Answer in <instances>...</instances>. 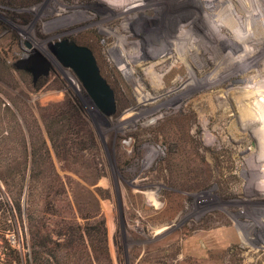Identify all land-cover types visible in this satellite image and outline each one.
I'll use <instances>...</instances> for the list:
<instances>
[{"label":"rangeland","instance_id":"374dc122","mask_svg":"<svg viewBox=\"0 0 264 264\" xmlns=\"http://www.w3.org/2000/svg\"><path fill=\"white\" fill-rule=\"evenodd\" d=\"M147 4L157 10L129 27L130 41L144 43L143 70L173 57L161 41L188 27L215 53L187 58L194 75L186 65L163 66L160 91L137 63L129 66L133 77L118 66L116 40L108 43L98 24L109 18L113 32L123 22L114 24L118 12L102 1L0 0V264H33L35 255L39 264H264V161L250 174L258 142L232 135L236 109L222 115L231 93L247 99L254 85L264 87V39L252 70L240 71L225 44L206 35V1ZM216 14L221 26L227 9ZM234 25L245 28L239 19ZM63 42L93 52L115 93L113 116L58 60L53 50ZM37 56L50 71L35 82ZM144 93L155 104H145Z\"/></svg>","mask_w":264,"mask_h":264},{"label":"bare ground","instance_id":"6f19581e","mask_svg":"<svg viewBox=\"0 0 264 264\" xmlns=\"http://www.w3.org/2000/svg\"><path fill=\"white\" fill-rule=\"evenodd\" d=\"M100 1H102L104 4H106L108 7H110L114 11L118 12L117 14H115L116 18L113 19L114 24H116V22H118V21L123 22L121 27L118 28L117 30H114L113 32L110 31L111 28H110V30L106 29L107 26L105 25V22L110 21L109 18H104V19L100 20V23L98 22L100 30L107 35V40H108L107 42L110 43L113 40H116V45L112 48L111 47H109V48H111L110 51L116 53L117 57H115V58L117 59L116 62L118 64V66H119V63H124V66L126 67L125 72L126 73L128 72V74H130L133 77L134 71L132 69H130L129 66L131 63L132 64L137 63L135 65V71L143 72V73L145 72V76H146L145 79L148 80L149 85L152 88V90L154 89L155 91H160L162 89L163 79L159 73L161 71H164V70H162V67L165 66V68H166V66L168 65L169 62L170 63L173 62V64H171L170 72L173 71L174 69L182 70L183 65H186V67H187L186 69L190 70L191 74H193L192 73L193 71L191 69H189V67L187 66V63L190 62V61L189 62L187 61V58H189V57L191 58V55H193L195 53L201 54L200 51L202 52L203 50L205 52L207 51L208 53H210L212 55H215L214 48L212 46H210L208 41L205 40L204 36L197 35L195 32H193V30L191 28L185 27L186 29L182 28V29H184L183 32H181L180 36L176 37L174 40H170L167 37H164L162 39L163 41H161L163 45L170 46V48L173 47L174 56L173 57L165 56V57L161 58L156 63H150L149 62V64H148L149 67L147 69L143 70L142 67L146 64L141 63L142 58L140 56L142 54H145L144 47H143L144 43H142L141 41H138V40L130 41V39H135V38H134V34H132V32L129 31V27L131 25L132 20L139 19L142 14H148L150 11H152V10L156 11L157 9H155V7L153 8L151 5L147 4V0H100ZM178 1H180V0H178ZM183 1H187V0H183ZM188 1H190V0H188ZM201 1H206L207 4L209 5V8L211 9L210 13L202 15V19L208 21L210 24V27H211L210 32L208 31L206 33V35L207 36L211 35L212 37H215L218 40L220 39L219 41H221V44L222 45L225 44L230 57H232L233 59H236V62L239 63V64H237V65H239V70L241 69L242 71L250 72V70H252L251 68L246 69V67H248V65H250L249 60L251 59V57L253 55L257 56V55H260L261 52H263V49L261 48L260 43H261V40L264 39V30H261L260 28H258V26L262 22H264V0H201ZM59 2H61V1H59ZM65 9L61 10V11L59 10L58 12L64 13ZM204 9H207V6L205 7V5H204ZM226 9H227V17H226L227 20H225V22L221 26H218L219 22L217 20V14L216 13L219 10L225 11ZM125 10L126 11L130 10V11L124 12ZM119 11H121V12L119 13ZM128 13H130V14H128ZM82 14H85V13H80L79 15L82 16ZM78 18L76 19V21L78 20ZM73 19H75V18H73ZM235 19H239L240 21H243L245 28L244 29L235 28V25H234ZM70 22H74V21H70ZM179 26H181V25H179ZM181 27H183V25ZM126 31H128V32H126ZM225 31H228L231 37L227 38L225 36L226 35ZM122 33H124V34L126 33V34L122 35ZM170 33H172V32H170ZM231 38L233 40L237 41L240 45L241 49H240V51H238V53H239L238 55H236L237 52L235 51V48L237 45L234 46L233 44L230 43ZM219 44H220V42H219ZM160 50H162V49H160ZM253 57H255V56H253ZM175 58L177 59L178 62L175 60ZM113 61H115V60H113ZM234 68H236V67H234ZM235 72L236 73L239 72L238 68L236 69ZM193 78L195 79V81H194L195 83H193V84H197L198 78L196 76H193ZM181 80H182V78H181ZM212 80H215L214 83L217 84V83H221L223 79H222V77H220V78L216 77V78H213ZM250 82L252 83V81H250ZM205 83H207V82H205ZM181 87H183V86L181 85ZM263 88L264 87H262V86L257 88L254 85L253 90L248 91L247 95L245 96V97H247V99L243 98L241 96H237L236 92H233L230 94V92H231L230 91L229 92L230 95L227 96V99L225 101L226 103L228 101V104H223V106H222L223 110H224L223 111L224 113L222 114L223 118H225L227 115H229V113H231V108L237 110V112L234 116L236 117L237 121L240 120V122L236 121V122L232 123L231 129H230V130H232V135L239 137L240 136L239 132L241 133V131H242L245 133V135L247 134L250 139H253L254 142L255 141L258 142V146H256V150L254 152H252L253 155L249 156V159L246 163V167L249 170L250 174H252V175H257L259 173V165L261 164V162L264 161V98L261 99V97H260L261 96L260 93H263V90H264ZM170 92L168 91V93H170ZM162 93H163V91H162ZM159 94H160V92H159ZM144 95H145V93H144ZM159 96H161V95H159ZM144 97H146V98L142 99L141 95H140L141 100L145 104L150 103L151 101H154V99L151 98L149 96V94L145 95ZM154 97H155V95H154ZM217 99H219V98H217ZM150 104H155V103H150ZM218 107L219 106H217V108L216 107L215 108L218 109ZM232 115L233 114H231V116ZM253 124L254 125L258 124L259 128L255 129L251 132L250 129H251ZM262 175H264V168L263 167H262ZM262 177H263V180L261 183H262L263 188H264V176H262ZM251 183H252V181H251ZM262 191H264V189Z\"/></svg>","mask_w":264,"mask_h":264},{"label":"water","instance_id":"95a60500","mask_svg":"<svg viewBox=\"0 0 264 264\" xmlns=\"http://www.w3.org/2000/svg\"><path fill=\"white\" fill-rule=\"evenodd\" d=\"M53 52L66 68L75 73L95 105L107 116H113L117 111L115 93L102 77L93 52L87 47L69 45L67 42L55 46ZM36 60L39 65L34 71L35 82L41 75L47 76L50 71L48 61L41 56H37Z\"/></svg>","mask_w":264,"mask_h":264},{"label":"built area","instance_id":"2783aa9c","mask_svg":"<svg viewBox=\"0 0 264 264\" xmlns=\"http://www.w3.org/2000/svg\"><path fill=\"white\" fill-rule=\"evenodd\" d=\"M11 243L14 245L15 248H17L19 246V244L16 242L14 237L10 238Z\"/></svg>","mask_w":264,"mask_h":264},{"label":"trees","instance_id":"16d2710c","mask_svg":"<svg viewBox=\"0 0 264 264\" xmlns=\"http://www.w3.org/2000/svg\"><path fill=\"white\" fill-rule=\"evenodd\" d=\"M39 263H40V261H39L38 257L35 255L34 260H33V264H39Z\"/></svg>","mask_w":264,"mask_h":264}]
</instances>
